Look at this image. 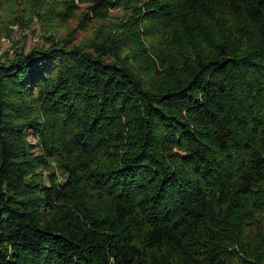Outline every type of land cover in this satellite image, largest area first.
Instances as JSON below:
<instances>
[{"label": "trees", "instance_id": "obj_1", "mask_svg": "<svg viewBox=\"0 0 264 264\" xmlns=\"http://www.w3.org/2000/svg\"><path fill=\"white\" fill-rule=\"evenodd\" d=\"M4 15L0 264H264V0Z\"/></svg>", "mask_w": 264, "mask_h": 264}, {"label": "rangeland", "instance_id": "obj_2", "mask_svg": "<svg viewBox=\"0 0 264 264\" xmlns=\"http://www.w3.org/2000/svg\"><path fill=\"white\" fill-rule=\"evenodd\" d=\"M27 5V4H26ZM25 11V10H24ZM23 11V12H24ZM20 12V11H19ZM21 13V12H20ZM111 15L115 18H123L120 10H112ZM0 22V51H7L10 53L14 48L18 47L25 40V45L33 44V42L42 41L44 36L49 34L47 27H50L51 22L47 20L46 27L34 16L29 19L28 23L18 24L11 23L7 26L8 31L4 30L8 22L7 16L2 17Z\"/></svg>", "mask_w": 264, "mask_h": 264}]
</instances>
